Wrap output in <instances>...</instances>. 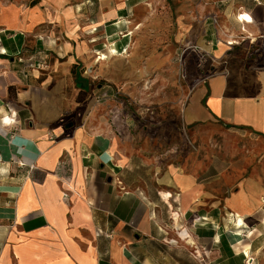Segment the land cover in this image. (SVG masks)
<instances>
[{"label":"crops","instance_id":"obj_1","mask_svg":"<svg viewBox=\"0 0 264 264\" xmlns=\"http://www.w3.org/2000/svg\"><path fill=\"white\" fill-rule=\"evenodd\" d=\"M28 2L0 0V264H264V0ZM143 12L193 62L185 124L247 142L225 197L218 176L132 166L95 97L55 83L48 52L128 50Z\"/></svg>","mask_w":264,"mask_h":264},{"label":"rangeland","instance_id":"obj_2","mask_svg":"<svg viewBox=\"0 0 264 264\" xmlns=\"http://www.w3.org/2000/svg\"><path fill=\"white\" fill-rule=\"evenodd\" d=\"M28 3L33 5L34 0ZM165 9V4H154L153 15L164 14ZM147 16V12L137 17L135 14L136 20L144 22L141 32L128 37V50L112 49L118 45L112 39L113 46L109 48L98 41L97 48L90 51L92 57L87 52H48V64L59 62L55 83L62 81L65 101L71 106L90 107L95 97L94 101L100 104L99 115H106L104 122L110 123L121 139V151L132 166L136 164L148 171L159 166L162 172L168 165L187 171L200 170L207 179L218 176L216 184L223 188L225 197L244 177L236 170V161L240 154H248L247 142L220 126L210 124L202 137L196 127L185 124L184 105L197 81L193 77V62L185 59L186 51L178 44L179 36L168 33L166 20L156 30L151 26L157 16ZM124 36L117 35L116 39ZM77 75L88 79L86 88L78 85ZM94 92L96 95L89 98ZM232 156L236 161H231ZM187 235L182 232V236Z\"/></svg>","mask_w":264,"mask_h":264},{"label":"built area","instance_id":"obj_3","mask_svg":"<svg viewBox=\"0 0 264 264\" xmlns=\"http://www.w3.org/2000/svg\"><path fill=\"white\" fill-rule=\"evenodd\" d=\"M234 43H236V41H229V44H230V45H232V44H234ZM185 51H187V48L184 49V52H185Z\"/></svg>","mask_w":264,"mask_h":264},{"label":"bare ground","instance_id":"obj_4","mask_svg":"<svg viewBox=\"0 0 264 264\" xmlns=\"http://www.w3.org/2000/svg\"><path fill=\"white\" fill-rule=\"evenodd\" d=\"M242 222H243V220L240 218L239 219V224L242 225Z\"/></svg>","mask_w":264,"mask_h":264}]
</instances>
